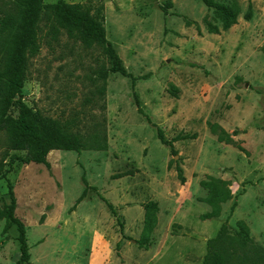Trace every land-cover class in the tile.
I'll return each mask as SVG.
<instances>
[{
    "label": "rangeland",
    "instance_id": "rangeland-1",
    "mask_svg": "<svg viewBox=\"0 0 264 264\" xmlns=\"http://www.w3.org/2000/svg\"><path fill=\"white\" fill-rule=\"evenodd\" d=\"M65 1L105 17L107 38L128 71L147 78L135 88L146 116L128 78L111 74L106 96L100 95L99 74L109 67L101 48H88L65 32L55 40L41 25L21 99L54 119H75L87 140L98 127L106 132L109 148L54 151L51 168L12 165L11 157H4L7 138L0 134V176L6 174L0 180V208L10 204L12 184L32 262L202 264L208 241L217 236L234 202L230 233L235 235L244 221L254 244L264 248V0H215L240 11L239 23L228 31L203 0ZM250 4L248 22L244 15ZM208 23L221 32L210 33ZM2 42L7 44V36L0 35ZM209 124L225 129L248 155L220 143ZM157 128L169 141L189 136L175 143L178 155L160 142ZM84 175L115 206L117 217L94 190L77 204ZM208 177L229 181L235 199L223 205L220 219L202 221L210 211L201 201L208 194L201 182ZM152 202L159 206L158 223L148 231L145 206ZM5 225L0 221V264H18V232L13 227L4 234ZM145 239L149 250L139 243Z\"/></svg>",
    "mask_w": 264,
    "mask_h": 264
},
{
    "label": "trees",
    "instance_id": "trees-1",
    "mask_svg": "<svg viewBox=\"0 0 264 264\" xmlns=\"http://www.w3.org/2000/svg\"><path fill=\"white\" fill-rule=\"evenodd\" d=\"M203 1L214 10L216 15L221 17L223 31H228L239 23V10L236 11L215 0ZM9 4L12 10L5 8ZM244 19L248 22L253 19L252 4L249 5ZM42 24L45 26L47 36L55 40L65 32L69 38L88 48H101L109 61V67L102 69L99 74L103 81L99 90L100 95L106 96L107 81L111 74H119L128 78L132 81L138 110L145 116L135 88L138 81L147 78L136 77L128 71L114 45L107 38L103 15H93L85 6L70 4L65 0H58L53 5H46L44 0H0V35L8 38L7 44L6 42L0 44V134H4L7 138V150L4 157H11L12 165L19 161L26 165L38 164L51 168L49 155L54 151L79 154L85 150L107 151L109 143L106 132L99 130L98 127L94 128L87 140L86 134L81 131L75 119L71 121L54 119L30 108L21 99L26 83L29 53L35 51L41 42L40 35L44 31ZM208 27L212 34L221 32L219 28L210 23ZM14 109L18 110V116L13 114ZM147 119L151 122L148 116ZM209 125L211 132L218 136L220 143L236 145L241 152L248 155L247 150L239 146L225 129L218 124ZM157 135L160 142L171 149L173 155H178L175 143L189 138V136H179L169 141L161 128H157ZM11 152H24L25 156L18 154L11 156ZM177 172L182 183L185 184L184 170L178 166ZM5 176L6 174L0 176V180ZM83 183L85 190L77 204L82 203L89 192L94 190L110 212L118 216L115 206L102 196L97 188L89 185L85 175ZM201 186L208 192L207 197L201 201L210 207V211L203 214L201 220L220 219L223 205L235 199L232 184L226 180L208 177L207 180L201 182ZM8 189L10 204L0 208V221L5 220L6 222L4 234H8L13 227H16L21 254L18 264H34L31 259L26 225L16 216L17 198L12 184H9ZM237 207L238 203L234 202L231 213L217 236L208 241V252L202 264H264V248L254 244L251 229L246 222L239 221L236 234L230 233L229 222ZM145 210L147 223L150 224L148 231H152L158 223L159 206L152 202L145 206ZM120 224L121 234L123 238H127L125 226L122 222ZM139 243L146 250L151 247L148 239L141 240Z\"/></svg>",
    "mask_w": 264,
    "mask_h": 264
},
{
    "label": "crops",
    "instance_id": "crops-1",
    "mask_svg": "<svg viewBox=\"0 0 264 264\" xmlns=\"http://www.w3.org/2000/svg\"><path fill=\"white\" fill-rule=\"evenodd\" d=\"M209 221H211V220H209Z\"/></svg>",
    "mask_w": 264,
    "mask_h": 264
}]
</instances>
